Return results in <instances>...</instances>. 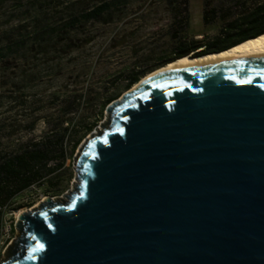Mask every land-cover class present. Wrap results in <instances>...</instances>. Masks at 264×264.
Masks as SVG:
<instances>
[{"label": "water", "instance_id": "95a60500", "mask_svg": "<svg viewBox=\"0 0 264 264\" xmlns=\"http://www.w3.org/2000/svg\"><path fill=\"white\" fill-rule=\"evenodd\" d=\"M105 111L77 193L24 212L3 264H264V58L163 74Z\"/></svg>", "mask_w": 264, "mask_h": 264}, {"label": "rangeland", "instance_id": "374dc122", "mask_svg": "<svg viewBox=\"0 0 264 264\" xmlns=\"http://www.w3.org/2000/svg\"><path fill=\"white\" fill-rule=\"evenodd\" d=\"M101 1L0 0V37L27 39L25 47L11 51L0 65V167L32 153L45 156L30 165L38 181L1 206L0 264L9 261L11 250L25 237L17 212L47 200L65 205L77 193L81 151L110 129V114L104 111L99 117V108L114 95L113 84H123L122 70L169 57L179 40L208 43L226 22L263 2L212 0L219 11L216 19L204 24L203 0H188L182 27L174 17L177 5L130 0L110 23L78 26L73 36L68 19ZM36 34L39 43L33 44ZM128 92L114 102L122 103Z\"/></svg>", "mask_w": 264, "mask_h": 264}, {"label": "trees", "instance_id": "16d2710c", "mask_svg": "<svg viewBox=\"0 0 264 264\" xmlns=\"http://www.w3.org/2000/svg\"><path fill=\"white\" fill-rule=\"evenodd\" d=\"M130 0H104L95 4L91 8L84 9L77 15L73 14L67 21V29L73 34L77 33L78 26L87 23H110L112 16L118 9L127 7ZM168 5H177L178 13L174 17L178 19L177 24L184 27L188 16V0H162ZM219 7L213 4L212 0H203V15L202 20L204 24H208L216 19ZM39 34V33H38ZM33 35L31 41L39 43L40 36ZM132 34V33H131ZM264 34V0L256 6L252 11L242 14L237 19L226 22L221 33L211 39L208 43L202 41H182L179 40L173 49L172 54L166 58H160L155 62H147L141 67L126 68L121 71L120 76L124 78L121 86L113 84L115 93L107 97L101 107L99 108V117L106 108L114 102L120 93L130 90L137 84L144 76L154 72L155 70L164 67L179 58L186 56L200 57L206 54L217 53L227 50L245 40L255 38ZM9 36V37H8ZM0 37V65L7 56L10 55L14 49H19L21 46L25 47V37H12L11 35ZM134 35L132 34L131 37ZM94 124L85 129V133H90L94 128ZM77 147L76 143L73 145V150ZM43 154L32 153L26 157H19L12 161L5 163L0 167V181L3 183L0 186V218L2 216L1 206L8 200L12 199L22 191L27 190L30 186L38 181L37 173L31 172V162L43 159ZM23 172H29L28 176H23Z\"/></svg>", "mask_w": 264, "mask_h": 264}, {"label": "bare ground", "instance_id": "6f19581e", "mask_svg": "<svg viewBox=\"0 0 264 264\" xmlns=\"http://www.w3.org/2000/svg\"><path fill=\"white\" fill-rule=\"evenodd\" d=\"M192 57L193 56H188L177 59L165 65L164 67L159 68L150 74H147L137 84H135L129 90V92L137 89L139 85H141L145 81L163 74L180 72L195 68H203L214 62H238L253 60L260 57L264 58V34L217 54L205 55L203 57L195 59H192ZM23 213L24 211L17 212V219H19V217Z\"/></svg>", "mask_w": 264, "mask_h": 264}]
</instances>
